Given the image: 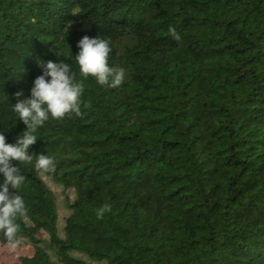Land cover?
I'll use <instances>...</instances> for the list:
<instances>
[{"label":"trees","instance_id":"1","mask_svg":"<svg viewBox=\"0 0 264 264\" xmlns=\"http://www.w3.org/2000/svg\"><path fill=\"white\" fill-rule=\"evenodd\" d=\"M85 35L110 41L125 79L89 77L83 116L35 133L28 153L57 166H22L15 246L31 254L13 264H264V0H0L6 143L26 130L13 94L30 95L38 60L67 59L78 75ZM43 178L74 195L62 236Z\"/></svg>","mask_w":264,"mask_h":264},{"label":"clouds","instance_id":"2","mask_svg":"<svg viewBox=\"0 0 264 264\" xmlns=\"http://www.w3.org/2000/svg\"><path fill=\"white\" fill-rule=\"evenodd\" d=\"M173 39L179 41L180 35L174 26L168 28ZM78 53L74 56L79 73L67 59L38 60L42 74L32 82L30 95L25 96L23 89L13 95L16 103L12 111L25 125L26 130L17 137L15 143H6L5 135L0 132V234L14 246L20 230L18 221L24 220L28 208L21 190L26 183L22 166L31 165L33 170L41 174H51L56 171L57 161L53 155H30V145L36 143L38 129L51 120L63 121L65 118L82 117V105L89 108L90 103L82 101L85 91L84 81L89 77L95 79L102 87L117 88L125 79L123 67L109 66V54L112 51L110 41L99 35L94 38L83 36L77 41ZM55 55L65 57L64 53L54 45ZM79 76V78H78ZM50 78V79H49ZM13 161L18 164L14 165ZM13 189L15 191H10ZM111 211V205L103 204L95 210L97 219H103L105 213Z\"/></svg>","mask_w":264,"mask_h":264},{"label":"rangeland","instance_id":"3","mask_svg":"<svg viewBox=\"0 0 264 264\" xmlns=\"http://www.w3.org/2000/svg\"><path fill=\"white\" fill-rule=\"evenodd\" d=\"M44 179V178H43ZM46 185L54 194L58 212L57 229L60 236L63 235V220L68 215V204L72 202L74 195L71 190H62L61 187L54 185L47 179H44ZM40 236H43L40 234ZM31 250L27 245H1L0 244V264H13L20 255H30ZM71 257L86 260L82 255L69 253Z\"/></svg>","mask_w":264,"mask_h":264}]
</instances>
